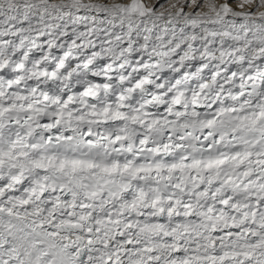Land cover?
<instances>
[{"label":"bare ground","instance_id":"1","mask_svg":"<svg viewBox=\"0 0 264 264\" xmlns=\"http://www.w3.org/2000/svg\"><path fill=\"white\" fill-rule=\"evenodd\" d=\"M115 1L0 0V230L24 264H264V174L248 166L264 158V11ZM49 116L112 129L117 143L202 128L216 142L162 160L42 144L27 127ZM153 166L209 181L136 179Z\"/></svg>","mask_w":264,"mask_h":264},{"label":"rangeland","instance_id":"2","mask_svg":"<svg viewBox=\"0 0 264 264\" xmlns=\"http://www.w3.org/2000/svg\"><path fill=\"white\" fill-rule=\"evenodd\" d=\"M225 1H227V0H146V1H144L143 5L146 8H148V10L150 12H156L159 14H167L168 15L170 13H177L178 10L181 8L185 9L186 11L189 9H194L195 11L203 10V11L216 12V11H219L221 9V7ZM228 1L230 4H233V6L236 7V9H241L242 11H247V12H250L252 14L258 13V11H259V13H262L260 11H264V0H228ZM115 2L116 1L113 0L114 6H117L118 8L122 7L121 4H118ZM145 3H146V5H145ZM64 53H67V51L65 50ZM72 54L76 55L75 50L72 51ZM247 62L248 61L243 62L242 64L243 65L247 64ZM17 126H19V125H17ZM31 126H32V124H31ZM31 126H29L27 128L29 129ZM248 136H250V134ZM238 137L241 138V136H238ZM43 176H45V175H43ZM76 176L77 175H72L71 178H73V180L76 181V178H77ZM67 178H69V176H67ZM94 183H95V181H94ZM114 183L118 184V181L116 180V181H114ZM120 184L123 185V182L121 181ZM21 185L23 186V184H21ZM73 191H74V189H69V191L67 192L68 195L69 196L72 195L74 193ZM62 207H63V205H62Z\"/></svg>","mask_w":264,"mask_h":264},{"label":"water","instance_id":"3","mask_svg":"<svg viewBox=\"0 0 264 264\" xmlns=\"http://www.w3.org/2000/svg\"><path fill=\"white\" fill-rule=\"evenodd\" d=\"M156 62H157V64H156V69H157V70L162 69V63H161V60H160V59H156ZM204 88H206V85H205V84L203 85V89H204ZM243 88H244V90H245L247 93L250 94V92H249V87H248V86H244ZM138 90H140L141 92H144L145 88H144V87H139ZM101 91H102L103 93L105 92L104 87L101 88ZM191 108L194 109V110H198V109H199V106H198L197 104H192V105H191ZM71 264H77V263L75 262V259H74V261L71 262Z\"/></svg>","mask_w":264,"mask_h":264}]
</instances>
